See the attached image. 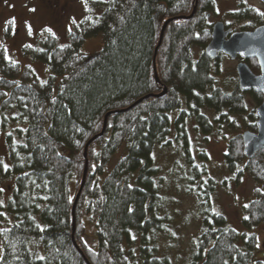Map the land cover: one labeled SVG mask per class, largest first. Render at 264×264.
Here are the masks:
<instances>
[{
    "label": "trees",
    "instance_id": "16d2710c",
    "mask_svg": "<svg viewBox=\"0 0 264 264\" xmlns=\"http://www.w3.org/2000/svg\"><path fill=\"white\" fill-rule=\"evenodd\" d=\"M87 5L67 42L46 31L37 46L23 48L44 64V74L0 47V135L7 146V160L0 159V264H88L86 258L91 264H173L157 240L166 222L155 148L181 144L194 176L202 179L208 171L204 165L197 169L189 152L191 120L200 133H209L210 110L219 126L256 130L255 107H247L245 95L259 104L262 94L241 90L237 77L224 88L217 81L222 54L211 58L204 50L216 0H87ZM193 8L192 16L165 27L156 53L157 80L153 55L162 24ZM231 18L249 20L240 29L264 23L263 12L243 4ZM99 34L100 49L84 52L87 38ZM251 65L258 67L255 60ZM164 87L163 95L129 107ZM106 114L104 132L88 145L75 207L76 245L72 206L83 178L84 147L102 130ZM241 134L229 137L223 156L236 180L247 173L256 182L243 205L247 230L229 225L207 203L190 264H264L254 256L258 239L251 230L264 222V147L246 157ZM199 156L208 159L203 151ZM206 181L207 196L215 182L210 175ZM88 226L92 242L86 239Z\"/></svg>",
    "mask_w": 264,
    "mask_h": 264
},
{
    "label": "rangeland",
    "instance_id": "374dc122",
    "mask_svg": "<svg viewBox=\"0 0 264 264\" xmlns=\"http://www.w3.org/2000/svg\"><path fill=\"white\" fill-rule=\"evenodd\" d=\"M241 4L253 6L264 13L262 0H216V11L209 20H223L234 30L240 29L249 20H235L231 15ZM87 6V0H0V47H5L9 58L30 63L39 73L44 74V64L25 55L23 48L37 46L40 38L49 30L59 42H67L70 28L84 18ZM101 44V35H94L87 38L82 50L94 54ZM235 65L236 60L222 56V70L217 81L224 88H231L235 79ZM256 101L251 94L246 93L248 108L256 107ZM207 113L209 119L214 121L209 133H200L194 120L188 125L191 161L195 162L197 169L205 166L208 171L206 175L200 176L202 179L194 176L191 168L193 165L188 163L186 151L181 144L158 146L154 150L156 164L163 176L161 211L166 222L157 240L159 249L168 253L173 264H190L194 240L202 229L207 203H210V209L224 214L229 225L238 230H247L242 222L243 205L252 197L256 182L247 173L236 180L235 175L227 170L223 156L229 137L243 130H229L225 125L219 126L215 122L217 114L210 110ZM201 151L207 154V160L200 158ZM0 159L7 160L3 135H0ZM208 175L214 179L215 185L206 196L202 188ZM3 187L5 191L8 189L6 184ZM251 230L256 232L258 239L254 256L264 260V222ZM86 231V239L92 242V228L88 226Z\"/></svg>",
    "mask_w": 264,
    "mask_h": 264
},
{
    "label": "water",
    "instance_id": "95a60500",
    "mask_svg": "<svg viewBox=\"0 0 264 264\" xmlns=\"http://www.w3.org/2000/svg\"><path fill=\"white\" fill-rule=\"evenodd\" d=\"M262 1L264 2V0ZM194 10L195 8L193 9V12ZM192 13L188 15H176L169 17L162 24L159 40L154 48V55H153L154 72L157 80H158V74L156 69V53L162 41L165 27L167 26L170 20L176 18L190 17L192 16ZM204 50L207 53V55L211 58L216 57L219 54V52H222L229 55L232 58L236 57L237 55H240L241 57H256L258 60V64L260 66V73H255L250 68V66L244 61L237 63L236 66L239 88L244 91L254 90L257 92H261L263 94V98L261 102L255 107L256 130L245 129L244 131H242L241 134L243 154L246 157H253L257 151H259L264 147V23L255 26L253 29L231 30V28H225V25L222 20H217L213 22L211 39L206 44ZM166 90H167L166 87H164V89L157 95L163 94ZM144 97L145 96L138 98L129 107L135 105L136 103L141 101ZM106 117L107 114L105 115L104 118V124L102 130L98 134H95L91 138H89V140L86 142L84 147V157L86 158V161L83 171V178L72 206V214H73L72 238L76 245L77 242L74 238L75 207L80 192L82 190V187L84 185L85 175L87 172L88 145L98 135H101L104 132ZM86 260L88 264H91L87 258Z\"/></svg>",
    "mask_w": 264,
    "mask_h": 264
},
{
    "label": "flooded vegetation",
    "instance_id": "af4514ba",
    "mask_svg": "<svg viewBox=\"0 0 264 264\" xmlns=\"http://www.w3.org/2000/svg\"><path fill=\"white\" fill-rule=\"evenodd\" d=\"M224 25H225V28H231V30H234L231 26H226V24L224 23ZM253 29V28H252ZM220 54H222V56H229V55H227V54H225V53H222V52H219ZM232 58V57H231ZM232 59H234V60H236V65H235V78L237 77V81H238V74H237V70H236V66H237V63H239V62H241V61H244V62H246L249 66H250V68L255 72V73H260V66H259V64H258V60H257V58L256 57H241L240 55H237L236 57H234V58H232ZM253 60H255V62L257 63V68H252V65H251V62L253 61ZM261 93V92H260ZM262 94V93H261ZM262 96H263V94H262ZM263 98V97H262Z\"/></svg>",
    "mask_w": 264,
    "mask_h": 264
},
{
    "label": "bare ground",
    "instance_id": "6f19581e",
    "mask_svg": "<svg viewBox=\"0 0 264 264\" xmlns=\"http://www.w3.org/2000/svg\"><path fill=\"white\" fill-rule=\"evenodd\" d=\"M195 2H197V0H195ZM193 9H194V8H193ZM194 11H195V10H194ZM192 12H193V10H192ZM192 12H191V13H192ZM193 13H194V12H193ZM193 13H192V14H193ZM187 15H188V14H187ZM222 21H223V20H222ZM223 23H224V21H223ZM212 26H213V24H212ZM211 32H212V30H211ZM163 89H164V88H163ZM163 89H162V90H163ZM162 90H160V91L157 92V93L150 92V93L144 94L143 96H145L144 98H146V97H148V96H153V95L155 96V95H157L158 93H160ZM243 91H244V90H243ZM164 93H166V91H165ZM164 93H163V94H164ZM163 94H161V95H163ZM157 96H159V95H157ZM141 97H142V96H141ZM144 98H143V99H144Z\"/></svg>",
    "mask_w": 264,
    "mask_h": 264
},
{
    "label": "snow or ice",
    "instance_id": "6c2138e0",
    "mask_svg": "<svg viewBox=\"0 0 264 264\" xmlns=\"http://www.w3.org/2000/svg\"><path fill=\"white\" fill-rule=\"evenodd\" d=\"M33 11H34V9H33ZM29 28H30V26H29ZM50 31V30H49ZM5 168H7V165H5ZM245 219H247V217H245Z\"/></svg>",
    "mask_w": 264,
    "mask_h": 264
}]
</instances>
